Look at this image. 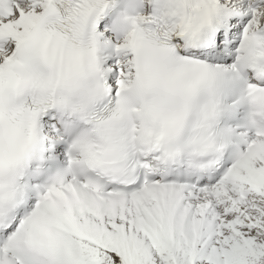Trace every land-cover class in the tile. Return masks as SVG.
<instances>
[{"label":"snow or ice","instance_id":"obj_1","mask_svg":"<svg viewBox=\"0 0 264 264\" xmlns=\"http://www.w3.org/2000/svg\"><path fill=\"white\" fill-rule=\"evenodd\" d=\"M0 264H264V0H0Z\"/></svg>","mask_w":264,"mask_h":264}]
</instances>
